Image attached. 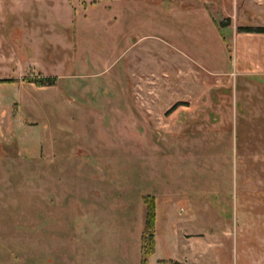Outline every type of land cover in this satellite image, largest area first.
<instances>
[{
	"label": "rangeland",
	"instance_id": "1",
	"mask_svg": "<svg viewBox=\"0 0 264 264\" xmlns=\"http://www.w3.org/2000/svg\"><path fill=\"white\" fill-rule=\"evenodd\" d=\"M255 28L264 0H0V264H264Z\"/></svg>",
	"mask_w": 264,
	"mask_h": 264
},
{
	"label": "trees",
	"instance_id": "2",
	"mask_svg": "<svg viewBox=\"0 0 264 264\" xmlns=\"http://www.w3.org/2000/svg\"><path fill=\"white\" fill-rule=\"evenodd\" d=\"M249 33H255V34H264V28H255V29H246L244 30ZM55 82V79L53 78H45L43 80H40L39 83L44 84L47 83L48 86L52 85V83ZM153 227H154V206L153 203H151L147 209L146 213V223H145V229H144V238L142 239V249L144 250V247L146 243L149 244V247L154 245L153 243ZM152 254L149 252V255ZM144 264V261L142 262Z\"/></svg>",
	"mask_w": 264,
	"mask_h": 264
}]
</instances>
